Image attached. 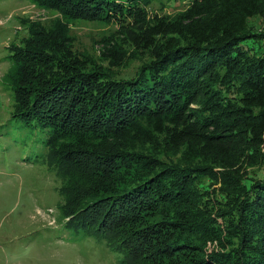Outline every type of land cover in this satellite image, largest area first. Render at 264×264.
<instances>
[{
	"label": "trees",
	"instance_id": "obj_1",
	"mask_svg": "<svg viewBox=\"0 0 264 264\" xmlns=\"http://www.w3.org/2000/svg\"><path fill=\"white\" fill-rule=\"evenodd\" d=\"M28 1L61 24L24 21L2 78L14 116L49 130L65 227L103 238L124 264H264V31L249 22L264 0H189L150 23L149 0ZM110 14L132 18L123 34L149 54L133 77L76 56L61 28ZM104 49L120 67L126 52Z\"/></svg>",
	"mask_w": 264,
	"mask_h": 264
},
{
	"label": "rangeland",
	"instance_id": "obj_2",
	"mask_svg": "<svg viewBox=\"0 0 264 264\" xmlns=\"http://www.w3.org/2000/svg\"><path fill=\"white\" fill-rule=\"evenodd\" d=\"M188 3L189 0H149L143 6L147 23L155 17L174 18ZM110 16V21L74 20L61 28L71 39L76 56L117 78L133 77L135 70L150 59L149 54L131 46L123 34L128 31L127 26L133 25L130 16L125 14L122 22L116 14ZM27 20L48 30L58 22L61 24L62 15L28 0H0V264H124L123 255L110 248L103 238L65 227L68 219L60 217L59 209L61 181L48 164L49 130L14 116L13 93L2 76L10 66V47L19 44L26 34L21 24ZM249 22L256 32L264 31V18ZM109 45H117L126 52L118 68H110L109 61L102 56ZM135 147L147 152L156 148L160 152L154 157L173 163L181 161L179 154L170 151L162 155L164 148L160 144L139 142ZM220 189V183L211 182L207 204L214 206V218L219 212L215 197Z\"/></svg>",
	"mask_w": 264,
	"mask_h": 264
},
{
	"label": "built area",
	"instance_id": "obj_3",
	"mask_svg": "<svg viewBox=\"0 0 264 264\" xmlns=\"http://www.w3.org/2000/svg\"><path fill=\"white\" fill-rule=\"evenodd\" d=\"M214 246L215 244L208 243L207 245L208 251L210 252Z\"/></svg>",
	"mask_w": 264,
	"mask_h": 264
}]
</instances>
